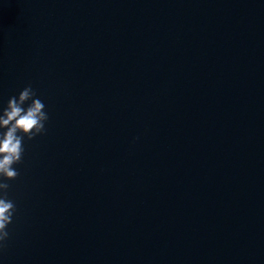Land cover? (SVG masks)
Here are the masks:
<instances>
[{"label": "water", "instance_id": "water-1", "mask_svg": "<svg viewBox=\"0 0 264 264\" xmlns=\"http://www.w3.org/2000/svg\"><path fill=\"white\" fill-rule=\"evenodd\" d=\"M0 264H264V0H0Z\"/></svg>", "mask_w": 264, "mask_h": 264}]
</instances>
